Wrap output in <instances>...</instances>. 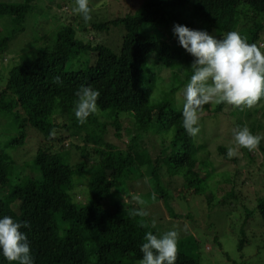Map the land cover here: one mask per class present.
<instances>
[{"label":"trees","instance_id":"1","mask_svg":"<svg viewBox=\"0 0 264 264\" xmlns=\"http://www.w3.org/2000/svg\"><path fill=\"white\" fill-rule=\"evenodd\" d=\"M139 1V8L133 10L130 5L125 13L118 10L111 17L102 15L103 19H95L91 25L77 21L73 13L62 14L65 19L55 38L39 24L42 39L37 41L47 44L34 59L16 64L8 74L6 70L0 73L7 74L5 87L0 89V111L14 117L20 128L0 147V219L10 216L15 222L29 223L21 231L27 233L34 264H137L143 258L140 248L145 234L157 232L149 224V216L143 218L147 226L142 227V218L132 215L141 205L131 198L134 189L130 182L140 178L138 190L149 189L148 183L152 190L160 189L161 170L167 161L183 171L182 191L194 193L201 180L207 179L198 177L200 164L208 165L197 156L202 145L185 132L183 107L176 105V94L193 74L195 58L179 45L173 34L175 24L206 30L218 40L236 31L264 52V0ZM98 2L89 0V7ZM36 6V0H0V24L7 29L5 35L0 31V56L10 40L26 30ZM56 6L71 7L68 0L56 2ZM53 20L52 16L45 22L50 26ZM113 28L121 35L118 43L105 38ZM169 69L176 83L163 94L158 89L160 96L154 98L158 77L164 78L163 71ZM57 76L61 84L54 82ZM81 85L101 93L100 114L90 116L84 124L74 114L75 92ZM227 106L237 116L240 110L226 102L205 109L212 115ZM239 124L242 128L244 121ZM30 127L37 129L41 141L30 159L21 161L12 149L27 142ZM52 129L56 130L54 138L49 136ZM167 130L174 131L172 139H160L159 134ZM110 132L120 141L128 136L125 146L108 139ZM145 138L159 150L150 157L149 163H154L147 178L139 166L148 163L139 159L142 153L150 155ZM263 140L258 151L241 148L242 155L231 159L238 163L250 156L251 161L255 153L264 163ZM228 148L220 144L218 151L228 158ZM80 178L87 180L86 202L77 195ZM228 192L239 195L238 183ZM205 195L211 209L215 194L206 191ZM160 196L166 199L168 193L161 190ZM258 206L264 222V199ZM188 216L193 214L189 211ZM246 242L239 239L240 251ZM0 264L18 262L7 261L0 252ZM175 264H201V260L178 250Z\"/></svg>","mask_w":264,"mask_h":264},{"label":"rangeland","instance_id":"2","mask_svg":"<svg viewBox=\"0 0 264 264\" xmlns=\"http://www.w3.org/2000/svg\"><path fill=\"white\" fill-rule=\"evenodd\" d=\"M59 1L61 0H36V10L34 15L28 17L26 30L10 40L7 49L1 53L0 65H2L1 69L3 71L0 73L6 70L8 74L9 70L16 64L34 59L40 47L47 44L46 41H37L42 39L39 24L44 26L46 33L55 38L57 28L60 26L61 21L65 19L63 15L68 16L73 13L77 17L75 18L77 21L83 20L82 15L74 11L77 7L76 0H68L70 8L68 6L65 8L57 7L56 2ZM140 3L139 0H99L96 6L92 8L91 21L103 19L102 15L111 17V13L118 12V10L125 13L130 5H133L134 10L139 8ZM48 6H51V8H48ZM52 16L54 23L49 26L45 20ZM90 22H88L89 25H91ZM149 30L155 32L157 28L150 27ZM0 31L3 35L7 33L6 27L1 26V24ZM105 38L118 43L121 35L116 28H113ZM170 73V69L164 70L162 75L165 79L161 76L158 77L156 91L153 94L154 98L159 97L160 92L163 94L165 90H169L170 86L176 83L177 79H173L169 75ZM6 75L2 74L0 76V89L5 87ZM158 89L160 90L159 93ZM183 89L184 87L176 94V105L180 107H183L184 103ZM210 104L215 105V103ZM208 105H205L203 113L199 114L201 132L195 137V143L199 146L202 145L197 156L202 160L205 159V163H208L205 166L200 164L202 168L198 177L206 176L207 179L201 180L198 191L190 194L188 190H184L185 192L182 191L183 189L180 190L185 181L184 173L182 170L175 169L174 165L167 161L160 175L163 181L160 189L168 193L167 198H161V190L157 187L152 190L150 183H148L149 189L138 190L137 182L141 181L140 178L136 180L137 182H130L134 189L130 190L131 198L133 197L136 202L135 197L139 195L147 201V204L143 207L149 213L148 219L157 221L155 227L157 233L172 230L173 226L181 229L177 245L178 250L199 256L201 264H264V249L262 247L264 222L258 208V204L264 199L263 159L260 160V155L254 153L251 156V161L250 156H247L246 159L235 163L236 161L225 158L218 151V146L221 144L237 149L238 156L242 155L241 147L234 139L235 132L241 129L239 123L242 121H244L242 128L246 125L251 132L263 128L260 133L262 134L261 137L264 136V97L252 109L245 107L244 113L243 111L237 112V116L232 114L229 106L225 107L223 112L210 115L205 109ZM237 110L236 108L235 111ZM23 116L25 115L21 114V117ZM19 129V123L16 122L14 117H11L7 112L0 111V147L5 146L8 139L15 132H19ZM161 133L159 134L160 139L171 140L174 131L167 130ZM260 133L256 132L254 135H261ZM40 139L37 129L28 128L27 142L17 149H12L13 155L18 156L21 161L30 159V155L36 152ZM108 139L124 147L128 136L124 135V142L117 140L110 132ZM144 141L149 146L148 151L151 156L143 152L139 159L141 161L146 160L149 163L150 157L155 155L156 151L158 153L159 150L153 149L150 143L151 140L148 138H145ZM155 143L159 148V143L157 141ZM258 147L252 151H258ZM148 163L139 164L145 177L150 175L154 162ZM234 182L238 183L239 195L228 192ZM77 183L78 198L85 199L81 202H86L88 200V196H86L87 180L80 178ZM141 191L142 194H140ZM206 191L215 194L211 209L207 206ZM153 192L157 196L155 201L151 200ZM189 211L193 214V217L188 216ZM174 214H177V218H174ZM149 224L151 225V222ZM240 238H245L247 241L242 251L238 248Z\"/></svg>","mask_w":264,"mask_h":264},{"label":"clouds","instance_id":"3","mask_svg":"<svg viewBox=\"0 0 264 264\" xmlns=\"http://www.w3.org/2000/svg\"><path fill=\"white\" fill-rule=\"evenodd\" d=\"M76 5L74 11L82 15L85 23L90 22L89 0H76ZM173 34L179 45L195 58L191 65L193 74L183 89V128L188 136L195 138L201 132L199 114L203 113L205 105L226 102L244 111L245 107L252 109L264 97V52L255 43H247L246 36L231 31L218 40L206 30H194L181 24L173 26ZM54 82L62 83L59 76L54 77ZM100 95V91L90 85H81L75 92L74 114L79 123L84 124L90 116L100 114ZM49 136L54 138L56 130L52 129ZM234 139L241 148L254 150L264 137L252 134L245 125L235 132ZM238 155L237 149L228 148L229 159ZM135 199L141 207L132 215L141 217L140 225L146 227L143 218L149 213L143 206L147 201L139 195ZM156 199L153 192L151 200ZM156 223L153 219L151 226L155 228ZM28 227L27 221L15 222L10 216L0 219V252L7 261L34 264L27 233L21 231ZM181 231L177 226L163 233L148 231L140 248L143 258L139 264H175Z\"/></svg>","mask_w":264,"mask_h":264}]
</instances>
